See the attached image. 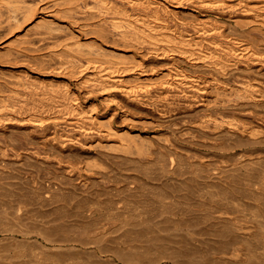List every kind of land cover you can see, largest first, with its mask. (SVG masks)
I'll use <instances>...</instances> for the list:
<instances>
[{
    "label": "bare ground",
    "instance_id": "1",
    "mask_svg": "<svg viewBox=\"0 0 264 264\" xmlns=\"http://www.w3.org/2000/svg\"><path fill=\"white\" fill-rule=\"evenodd\" d=\"M168 2L0 0V32L3 31L5 36L19 32L21 35L16 39H23L28 52L59 48L58 52L63 49L65 54L72 52V57L78 55L81 60L77 59L82 61L78 71L74 68L76 72L72 69L69 72L73 76H82V79L74 83L76 87L83 88V93L77 90L72 92L69 84L65 85L69 92L65 95L72 96L76 100L74 104H77L81 95L85 97L93 92L85 90L86 84L93 83L100 85V90L109 91L114 88L125 98L124 103L118 102L119 105L109 118L85 109L80 110L78 107L82 104H77V107L72 106L70 109L77 111L75 114H79L78 117H70L73 115L70 112L67 116L47 120L49 124L63 121L76 129L77 136L59 139L61 148L67 147V144H82V136L91 139L87 146H124L127 152L131 144L139 146L140 143L142 146L145 143L142 133L134 126L128 129L117 128L114 116L121 110L123 122H140L127 113L130 104L141 109L155 107L165 115L175 112V108L167 109L172 108V105L159 107V99H174L178 101L179 107L180 104L187 109L203 107L205 113L195 121L197 127L214 133L227 130L230 140L239 136L248 139L244 145L246 149L237 154V161L233 164L224 158L219 160V164H213L205 162L204 159H210L205 157L199 161L202 169L206 167V170L209 169L208 174L211 170L229 180L236 178L237 168L251 174L263 162L258 146L261 143L263 145L264 141V0H176L172 1L175 8L170 7ZM181 8L188 10L187 19L180 17L178 9ZM32 36L39 42L35 48L30 47L34 44ZM0 37L3 38V35L0 34ZM8 46L9 43H5L3 47L5 49ZM42 56L28 61H34L35 66H42L40 68L44 73L48 71L49 74V66L52 64L48 65L50 61L46 63ZM157 59L170 62L167 68L156 75L157 68L153 66L155 62L152 65L150 61ZM56 68L54 71L59 69ZM46 83L50 86L49 81ZM63 83L55 81L50 84L52 89H56V86L60 88ZM32 91L35 96L36 90ZM49 95L46 94L47 97ZM57 134L58 131H53L52 135H45L41 139L44 148L57 143ZM136 148L141 151L140 147ZM229 148L221 146L224 151H229ZM32 153L41 156L39 151ZM4 155L7 153L4 152ZM20 155L18 152L17 157ZM46 160L52 161L49 155ZM56 161L59 169L69 174V180L82 188L85 200L81 204V212L91 220L87 222L85 217V222L64 224L61 237L23 228L0 231L8 240L0 248V264H146L135 261V258L143 250L152 252L150 249H159L163 253L148 264H196L195 255L173 250L171 244H159L157 240L165 234L189 233L192 225L187 222V218L192 212L231 216L229 206L235 203L232 189L229 191L231 195L227 190L221 194H214L211 190L201 191L194 202L190 201L191 198L178 199L171 196H145L142 200L125 198L127 187L134 189L141 186L137 178L112 177L104 164L75 163L60 158ZM3 163L0 162V168L3 166L0 188L6 184L1 180L4 179L2 174H6L5 178L7 176L9 179L16 177L14 173L7 175L6 168L23 173L24 177H31L33 181L38 178L34 163L22 159L10 166ZM197 169L194 167L192 171L197 174ZM259 186L264 187L262 183ZM255 199L260 201L262 196ZM135 238L148 239L149 243H133ZM125 252L129 256H125ZM184 256L187 257L182 261Z\"/></svg>",
    "mask_w": 264,
    "mask_h": 264
},
{
    "label": "rangeland",
    "instance_id": "2",
    "mask_svg": "<svg viewBox=\"0 0 264 264\" xmlns=\"http://www.w3.org/2000/svg\"><path fill=\"white\" fill-rule=\"evenodd\" d=\"M165 1H169L168 5L175 8L172 1L176 0ZM178 10L181 18H188L186 15L188 10L184 11L185 9L182 8ZM0 34L3 35V38L0 37V150L2 149L0 152L2 161L0 159V162H4L3 165L8 163L10 166V164H15L22 159L34 163L36 165L34 170L39 174L38 178L33 181L34 179L31 177H24L23 173L12 171L11 168H4L7 175L14 173L16 177L9 179L7 176L5 178L6 174H2L4 179L1 180L6 184L0 188V231L23 228L53 237H61L64 224L72 225L85 222L83 219L86 214L81 212V204L85 200V195L82 188L75 184L76 182L69 180V174L65 173V170L63 172L62 169H59L56 160L59 161L60 158L75 163L104 164L112 177L116 175L118 176L116 178H125V176L126 178H137L141 182V186L134 189L127 187L124 194L125 198L142 200L152 196H171L178 199L191 198L190 201L194 202L201 191L209 192L211 190L210 192L214 194H221L232 189L235 203L229 206L231 216H219L217 213L206 215L200 211L192 212L187 218V222L192 225L189 233L184 231L174 235L165 234L160 236L157 242L159 244L169 243L173 250H180L181 253L187 255H195L196 264H264V187L259 186L261 183L264 185V141L263 145L261 143L258 146L263 162L259 163L257 168L251 171V174H247L244 169L240 168H237L235 172L236 178L231 180L226 176L215 174L211 170L208 174L209 169L206 170L204 167L203 170L199 161L206 157L210 159H204L205 162L219 164V160L224 158L233 164L237 161V154L246 149L244 145L248 141L247 137L239 136V138L235 137L230 140L227 137V130L214 133L199 128L195 125V121L205 113L203 107L187 109L182 104L179 107L177 100L171 99L170 103L168 99L161 98L159 101L157 99V105L159 107L172 105V108L168 107L167 109L175 108V112L172 111L163 115L158 108L145 107L141 109L130 104L127 113L132 114L133 118L140 122H123L121 110L113 118L117 128L128 129L134 126L135 129L139 130L145 141L142 146L140 143H138L139 146L131 144L128 152L124 146L114 148L87 146L90 145L91 139L82 136V144H67V147L61 148L59 139L62 140L72 135V137L77 136L76 129L63 121H59L57 124L50 122L49 124L47 120L50 121L56 116H67L70 112L73 114L70 117H78L79 114H75L77 111H71L72 108L77 107V104H82V108L78 107L80 110L85 109L92 114L109 118L114 109L120 103H124L125 98L114 88L109 91L100 90L101 86L93 83L97 86L93 84H86L87 86H85L86 91L90 89L93 92L85 97L81 95L77 104H74L76 100H73L70 95V97L65 95V93L67 95L69 93L65 85L68 83L72 92L77 90L81 94L83 93V88L76 87L75 84L82 79V76L70 74L71 69L75 71V68L78 71L80 67L82 61H79L78 55L75 54L76 56L73 58L70 55L72 52H66V55L63 49L58 52L60 51L59 48L42 49L44 51L30 50L28 52L29 50L26 51L22 42L23 39H16L21 35L19 32L5 36V33L1 31ZM31 40L34 44L30 47L35 48L37 47L35 44L39 45L34 37ZM5 43H9V46L4 49ZM48 53L51 55H47ZM38 56L45 58V62L50 61L48 65L52 64L49 66L51 70L49 74L48 71L44 73L41 69L42 66L37 65L38 68L41 67L38 69L34 61H28L29 59L34 60V57ZM12 58L13 61H11ZM15 59L16 61H14ZM164 60L157 59V61L149 62L152 65L155 62L153 66L157 68L156 75L168 67L167 63L170 61ZM32 64H35L34 67ZM53 66L59 69L54 71L56 67ZM54 72L56 73L54 74ZM64 72H69L68 75H70H62ZM41 80H44L43 83ZM53 80L64 82L62 88L56 86V89H60L59 91L52 89L50 83H54ZM40 81L41 83H39ZM46 81H49L48 85L50 86H47L48 82L46 83ZM60 85L62 84L60 83ZM49 87L52 89H50L51 91H49ZM53 88L55 87L53 86ZM9 89L11 90L9 91ZM32 90H36V95L39 91L41 93L33 96L34 91ZM42 90L45 91L42 92ZM49 92H52V95ZM13 93L15 94L13 95ZM46 94L47 96L50 94L49 97ZM57 94L60 96L58 97ZM1 96L4 97V100L1 99ZM153 96L157 97L154 93ZM5 97L8 100H5ZM1 100L5 101L4 104H6L3 105ZM176 106L180 109L178 110ZM70 107L72 108L70 109ZM63 108L68 111L65 112ZM84 116L87 117L88 115ZM142 120L147 123H143ZM43 127L44 129H42ZM53 131H58V139L55 140L57 143L52 141L54 144L51 143L49 148L47 147L48 149L44 148L41 139L45 135H52ZM222 145L233 147V149L229 148V151H224L221 149ZM39 147H41V151L44 149L46 153L45 151L41 152ZM136 147H140L141 151ZM3 149L7 155H4ZM33 151H39V154L42 156L43 153V156L41 157L38 153L36 156L32 153ZM18 152L22 154L20 155L22 158L17 157ZM47 154L52 161L46 160ZM55 158L56 160H54ZM194 167L195 169L199 168L197 169L199 174L192 171ZM1 169L3 170V166ZM257 196H262V199L257 201L255 199ZM85 220L88 222L91 219L86 217ZM3 234H0V248L2 244L8 241ZM142 242L146 245L149 240H141L140 238L133 240V243L137 244ZM150 250L152 252L144 250L140 252L141 254L135 258V261L148 264L162 256L163 251L159 249ZM124 255L129 256V253L125 252ZM186 257H182V261Z\"/></svg>",
    "mask_w": 264,
    "mask_h": 264
}]
</instances>
